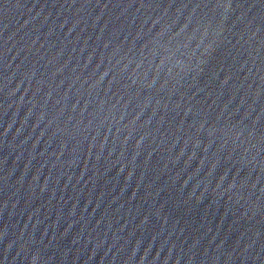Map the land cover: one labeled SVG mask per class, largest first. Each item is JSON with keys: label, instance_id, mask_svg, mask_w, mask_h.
I'll use <instances>...</instances> for the list:
<instances>
[{"label": "water", "instance_id": "obj_1", "mask_svg": "<svg viewBox=\"0 0 264 264\" xmlns=\"http://www.w3.org/2000/svg\"><path fill=\"white\" fill-rule=\"evenodd\" d=\"M0 264H264V0H0Z\"/></svg>", "mask_w": 264, "mask_h": 264}]
</instances>
